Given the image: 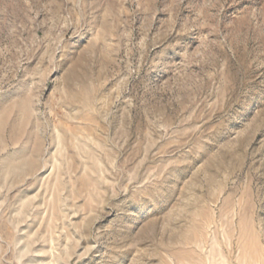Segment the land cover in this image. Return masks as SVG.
Listing matches in <instances>:
<instances>
[{"label": "rangeland", "instance_id": "374dc122", "mask_svg": "<svg viewBox=\"0 0 264 264\" xmlns=\"http://www.w3.org/2000/svg\"><path fill=\"white\" fill-rule=\"evenodd\" d=\"M0 264H264V0H0Z\"/></svg>", "mask_w": 264, "mask_h": 264}]
</instances>
